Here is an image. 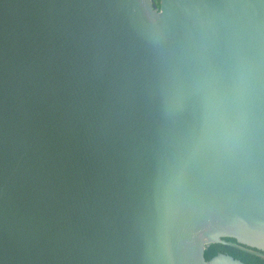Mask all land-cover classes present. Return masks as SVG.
Here are the masks:
<instances>
[{
	"label": "water",
	"instance_id": "95a60500",
	"mask_svg": "<svg viewBox=\"0 0 264 264\" xmlns=\"http://www.w3.org/2000/svg\"><path fill=\"white\" fill-rule=\"evenodd\" d=\"M262 203L264 0H0V264H245Z\"/></svg>",
	"mask_w": 264,
	"mask_h": 264
},
{
	"label": "trees",
	"instance_id": "16d2710c",
	"mask_svg": "<svg viewBox=\"0 0 264 264\" xmlns=\"http://www.w3.org/2000/svg\"><path fill=\"white\" fill-rule=\"evenodd\" d=\"M160 6L161 0H153ZM225 244H211L205 250V260L210 262L219 255H226L245 264H264V255L246 246L238 244L235 239H223Z\"/></svg>",
	"mask_w": 264,
	"mask_h": 264
},
{
	"label": "snow or ice",
	"instance_id": "6c2138e0",
	"mask_svg": "<svg viewBox=\"0 0 264 264\" xmlns=\"http://www.w3.org/2000/svg\"><path fill=\"white\" fill-rule=\"evenodd\" d=\"M229 223L264 235V203L261 204L259 215L245 214L241 210H232L229 215Z\"/></svg>",
	"mask_w": 264,
	"mask_h": 264
}]
</instances>
